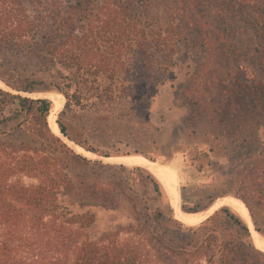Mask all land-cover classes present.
<instances>
[{
	"label": "trees",
	"instance_id": "1",
	"mask_svg": "<svg viewBox=\"0 0 264 264\" xmlns=\"http://www.w3.org/2000/svg\"><path fill=\"white\" fill-rule=\"evenodd\" d=\"M169 2L168 22L160 25L148 13L149 0H0V68L11 64L1 57L3 51L26 49L27 59L44 66L42 73L67 81L68 89L74 86L71 94L55 87L65 106H81L91 98L126 100L128 79L138 69L167 71L169 61L190 41H197L196 48L207 56H219L229 78L240 69L239 62L256 68V63L247 61L253 58L254 62L255 55L259 74L264 73V0ZM25 81L15 88L17 92L30 91L31 81ZM219 86L224 89L221 82ZM201 97L196 91L191 120L199 118ZM229 99L224 104L228 109L236 102L233 95ZM261 102L264 83L259 82ZM14 104L18 111L1 117L0 124L16 120L23 112L28 119L0 133V264H147L155 240L148 231H127L130 238L123 243L117 241L118 229L99 236L91 233L95 220L88 207L115 205L97 201L98 183H84L71 172L76 164L103 165L76 154L55 135L48 124L53 103L0 90V113ZM55 123L62 136L78 144L62 122ZM147 176L153 191L160 193V183ZM22 178L35 183L23 184ZM232 196L245 205L255 230L264 238L247 195ZM151 220L162 227L165 217L157 212ZM168 221L183 228L171 216ZM184 229L201 241L194 245L183 241L179 256L193 251L203 253L205 264H264V254L252 245L248 227L227 208L195 228Z\"/></svg>",
	"mask_w": 264,
	"mask_h": 264
},
{
	"label": "rangeland",
	"instance_id": "2",
	"mask_svg": "<svg viewBox=\"0 0 264 264\" xmlns=\"http://www.w3.org/2000/svg\"><path fill=\"white\" fill-rule=\"evenodd\" d=\"M169 4V0H149L151 19L160 25L167 24ZM196 47L197 41L181 46L179 54L162 73L138 69L128 79L126 100L107 102L91 98L83 100L81 106L71 103L65 106L66 100L55 87L71 94L74 86L68 89L67 81L42 73L44 66L27 59L26 49L3 51L1 56L11 64L0 68L3 83L0 82V90L30 99H57L58 113L54 116V111L49 117L54 123L57 119L62 122L68 136L78 144L62 138L57 124L55 135L92 163L105 155L109 158L104 162L114 163L98 162L103 168L76 164L70 169L80 181L98 183L97 201L115 205L88 207L95 220L91 233L99 236L118 229L117 241L123 243L130 238L127 231H148L155 240H151L147 264H205L202 252L178 255L177 249L183 241L189 245L201 241L200 236L184 228H195L215 211L227 208L222 205L224 198H233L245 208L233 194L247 195L254 219L264 235V170L260 171L264 168V102L259 104V82L264 83V73L259 74V56L255 55L254 62L253 58L247 60L256 63V68L239 62L240 69H235L234 77L229 78L219 64V56L209 57ZM25 80L31 81L30 91L17 92L15 88L21 87ZM196 91L202 94V106L198 120H191L190 107L196 101ZM230 95L236 102L228 109L224 104L231 101ZM15 111H18L16 104L6 106L0 119L14 115ZM19 114L22 115L16 120L0 124V133L28 119L24 112ZM133 155L142 156L171 178L175 209L161 186L160 193L153 191L147 169L132 161H116ZM21 182L35 183L26 178ZM182 208L203 212L204 216L195 222L180 221L177 214L185 213ZM157 212L165 217L162 227L151 220ZM170 216L183 228L170 223Z\"/></svg>",
	"mask_w": 264,
	"mask_h": 264
},
{
	"label": "bare ground",
	"instance_id": "3",
	"mask_svg": "<svg viewBox=\"0 0 264 264\" xmlns=\"http://www.w3.org/2000/svg\"><path fill=\"white\" fill-rule=\"evenodd\" d=\"M47 99L50 100L51 98H47ZM50 101L53 102L51 115L55 111L54 116H56V114L58 113V109L60 107L59 106L60 102L55 98H52V100ZM48 122H49V126L51 130L54 132L56 129V124L51 120V116L49 117ZM116 161H120L121 163L132 161L142 166L143 168L147 169L151 173V175L154 178H156V180L160 183L163 191L167 194L168 198L170 199V203L173 209H175V207L173 206V202H172L173 201L172 200L173 183H172L171 178L164 171L159 170L158 168L154 166V164L150 163L149 161H147L146 159H144L142 156H139V155L117 158ZM221 201H222L223 206L229 208L239 219L243 221V223L248 227L250 231L252 240L256 248L264 252V238L254 229L252 221L245 209L246 207L244 208V206L240 202L236 201L233 198H224ZM203 216H204L203 212L196 213V214L183 213V214H177V219L180 221H184V222H195V221H199L201 217Z\"/></svg>",
	"mask_w": 264,
	"mask_h": 264
},
{
	"label": "water",
	"instance_id": "4",
	"mask_svg": "<svg viewBox=\"0 0 264 264\" xmlns=\"http://www.w3.org/2000/svg\"><path fill=\"white\" fill-rule=\"evenodd\" d=\"M0 82H1V81H0ZM1 83H2V82H1ZM2 84H3V83H2ZM27 98H28V97H27ZM55 124H56V123H55ZM61 136H62V134H61ZM59 138H60V137H59ZM62 138L66 139L64 136H62ZM60 139H61V138H60ZM61 140H62L63 143H65V144H66L71 150H73L72 147H70V146H69V145H68L63 139H61ZM66 141H68V140L66 139ZM73 151H74V150H73ZM74 152H75V151H74ZM75 153H76V152H75ZM76 154H78V153H76ZM78 155H80V154H78ZM81 156H82V155H81ZM82 157H83V156H82ZM84 158H85V157H84ZM108 158H109V157L99 158V159H98V162H101L102 164H114V163H106V162H104V160H105V159H108ZM115 165H120V164H115ZM120 166H123V165H120ZM180 210H181V209H180ZM181 211H182V210H181ZM182 212H183V211H182ZM215 212H216V211H215ZM215 212H214V213H215ZM214 213H213V214H214ZM213 214H211L210 216H212ZM210 216H209V217H210ZM209 217H208V218H209ZM208 218H207V219H208ZM205 220H206V219H205ZM205 220H204V221H205ZM179 223H180V222H179ZM248 234H249V231H248ZM249 238H250V235H249ZM250 240H251V238H250ZM252 245H253V244H252ZM255 250H256V249H255Z\"/></svg>",
	"mask_w": 264,
	"mask_h": 264
}]
</instances>
